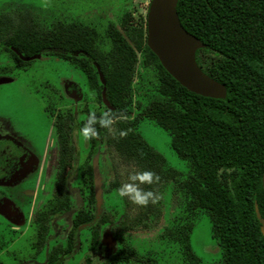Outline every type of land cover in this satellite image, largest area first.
Returning <instances> with one entry per match:
<instances>
[{
  "label": "trees",
  "instance_id": "1",
  "mask_svg": "<svg viewBox=\"0 0 264 264\" xmlns=\"http://www.w3.org/2000/svg\"><path fill=\"white\" fill-rule=\"evenodd\" d=\"M176 10L185 30L203 43L196 50V62L225 86L223 97L202 96L181 86L147 46L143 17L130 10L119 19L121 29L108 24L104 39L91 25H77L75 19L47 25L17 6L0 12V52L15 54L11 47L22 54L62 52L68 48V36L78 39L80 32L72 33L74 27H81L85 37L81 46L98 63L112 105L92 121L95 135L119 159L135 165L136 174L153 173L152 183L139 182L141 191L157 197L171 181L189 215L195 211L208 215L220 250L215 264H264V234L255 213V203L261 211L264 199L259 182L264 170V0H178ZM82 67L100 98L102 84L94 66L85 59ZM148 74L155 79L151 93L135 89L134 78L143 80ZM142 118L168 132L172 149L188 164L187 176L168 166L143 138L137 129ZM89 138L94 141L90 134ZM61 144L71 148L62 139ZM60 155L63 170L68 162ZM84 172L92 179L90 161ZM111 184L114 190L120 188L116 181ZM88 194L92 198V189ZM156 212L155 204L140 206L132 217L123 213L120 226L145 225ZM179 226L175 239L188 251L192 224ZM128 259L120 261L127 264Z\"/></svg>",
  "mask_w": 264,
  "mask_h": 264
},
{
  "label": "flooded vegetation",
  "instance_id": "2",
  "mask_svg": "<svg viewBox=\"0 0 264 264\" xmlns=\"http://www.w3.org/2000/svg\"><path fill=\"white\" fill-rule=\"evenodd\" d=\"M141 16L145 20L146 42L147 10L146 14ZM65 19H75L80 26L81 23L86 24L76 17ZM115 25L121 29L119 20ZM76 32H80L77 34L78 39L68 36V48L62 52L18 54L15 48L11 47L15 54H7L15 63L33 59H23L21 56L60 54L65 62L83 70L94 95L85 99L79 83L71 78L63 79L62 94L59 93V97L63 99V95L69 101L45 106V112L51 121L55 150L45 145V139L41 141L39 132L19 131L12 123L0 125V220L3 223L6 221L0 232V264H124L120 258L125 260L126 257L129 258L127 264H159L158 260L147 255L148 253L138 251L139 255L120 244V229L131 228L120 226L123 211L118 215L116 211H109L104 204L105 187L112 185L102 170L108 148L106 149L103 140L95 135L91 123L101 117L104 107L110 109L112 105L106 94L110 107L103 103L102 90L105 89V83L103 84L99 77L100 67L83 49V45L81 46L85 42L81 27H74L72 33ZM98 34L106 39V30L105 34ZM139 54L137 52L138 57ZM85 59H89L94 66L102 84L100 98L97 97L96 88L82 67ZM85 130L87 134H84L82 139L87 148V159L92 170V159L97 155L101 176L102 203L99 209L96 207L94 196L93 174L92 179L85 177V161L81 162L79 153L82 149L78 146L79 134ZM60 134L63 136L60 137ZM89 134L94 137V141L89 138ZM61 139L64 145L67 143L71 148L65 147L66 145L61 148ZM61 152L68 162L63 170L60 169ZM88 154L91 155L90 159ZM262 173L259 182L263 190ZM91 189L93 203L88 194ZM260 209V217L264 218V199ZM257 222L259 230L264 234V226L259 218ZM24 235L27 238L19 243Z\"/></svg>",
  "mask_w": 264,
  "mask_h": 264
},
{
  "label": "rangeland",
  "instance_id": "3",
  "mask_svg": "<svg viewBox=\"0 0 264 264\" xmlns=\"http://www.w3.org/2000/svg\"><path fill=\"white\" fill-rule=\"evenodd\" d=\"M149 2L150 0H0V12H7L20 6L30 10L38 22L47 25L59 19L76 17L95 27L98 33L105 34L108 24L111 22L117 24L126 9L132 10L134 15L146 14ZM7 54L4 51L0 52V76L10 77V81L0 83V125L12 123L19 131L39 132L41 141L45 139V145L55 150L51 121L45 112V106L69 101L63 95H61L63 99L59 97L62 94L63 79L67 78L79 83L85 99L94 95L85 73L80 67L75 68L65 62L60 54H40L28 62L21 63H15ZM154 82L152 74H148L143 80H139L138 76L134 78L135 89L140 88L148 93H151ZM137 129L143 138L162 154L168 166L182 177L188 175V164L172 149L171 138L166 130L149 118L140 119ZM79 135L78 146L82 148L79 151L80 158L81 162L85 161L86 168L87 148L82 139L84 134ZM104 146L108 148L102 166L106 179L116 181L119 187L135 183L139 188L138 181L129 180L130 175L136 174L135 165L119 159L111 147L105 144ZM52 172L54 173V170ZM112 186L105 187L103 201L106 208L111 212L116 211L118 215L123 211L128 217L134 216L140 206L133 204L128 196H118L117 190ZM155 206L156 214L150 215L145 225L139 223L131 229H120L118 235L122 246L139 255L138 251L148 253L147 255L158 260L159 264H209L218 260L220 250L211 235L208 215L200 211L189 215L184 210L179 194L173 192L171 181L158 191ZM5 222L0 220V232ZM181 222L192 224L188 234L189 252L175 239L178 229L182 228L179 226ZM24 238H27L26 235L20 238L19 243L24 242ZM194 257L200 261L193 260Z\"/></svg>",
  "mask_w": 264,
  "mask_h": 264
},
{
  "label": "water",
  "instance_id": "4",
  "mask_svg": "<svg viewBox=\"0 0 264 264\" xmlns=\"http://www.w3.org/2000/svg\"><path fill=\"white\" fill-rule=\"evenodd\" d=\"M177 1L178 0H150L146 18L147 46L157 56L163 68L178 81L181 86L202 96L223 97L226 94L225 86L202 71L196 62V50L200 48L203 43L181 25L176 10ZM17 53L21 54L18 51ZM38 56L39 54L21 57L23 59H30ZM98 72L100 80L104 84L105 81L103 76L100 71ZM8 81H10V77L0 76V83ZM102 98L103 103L110 107L105 97L104 88L102 90ZM92 174L96 207L99 209L102 203V188L97 155H94L92 159ZM261 183L264 190V170ZM255 213L264 226V218L260 217L256 204Z\"/></svg>",
  "mask_w": 264,
  "mask_h": 264
},
{
  "label": "clouds",
  "instance_id": "5",
  "mask_svg": "<svg viewBox=\"0 0 264 264\" xmlns=\"http://www.w3.org/2000/svg\"><path fill=\"white\" fill-rule=\"evenodd\" d=\"M104 123V121H101ZM83 134H87L86 130ZM156 177L150 171H144L135 175H130V181H138L140 183L150 184ZM117 195L124 197L128 196L130 201L137 206H147L149 203L155 204L157 197L151 191H141L135 183H128L122 185L117 189Z\"/></svg>",
  "mask_w": 264,
  "mask_h": 264
}]
</instances>
